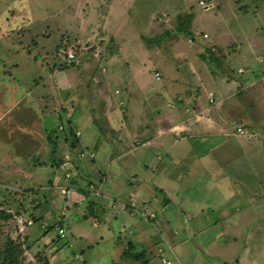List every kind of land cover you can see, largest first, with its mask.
Masks as SVG:
<instances>
[{"label":"rangeland","instance_id":"374dc122","mask_svg":"<svg viewBox=\"0 0 264 264\" xmlns=\"http://www.w3.org/2000/svg\"><path fill=\"white\" fill-rule=\"evenodd\" d=\"M178 15L183 21L186 17L191 19L189 30L192 37L175 33ZM165 33L167 36L160 40V36ZM143 37L155 39L157 42L150 45ZM207 48L212 49L215 54L217 53V57L221 56L224 60L233 52L240 53L237 65L243 67L252 63L254 71L261 72L264 80V4L254 0H0V211L11 216L8 221L0 223V255L7 239H11L14 243L21 244L20 247L23 249L21 257L25 263L38 264V258H47L50 264H139L140 262L122 258L126 244L131 243L134 245V253L143 252L144 259L148 260L147 264H161L158 257L161 258L162 250L158 241L165 239L170 243L174 229L177 232L174 238L178 240L182 256L181 264H208L210 259L202 255L201 251L214 237L216 226H220L221 222L213 224L211 229L207 228L187 237V230L192 229L193 222L185 228L187 221L181 211L185 213L189 210L193 215H198L197 219H201L200 224L206 221L210 224L217 218L219 210L206 211L204 207L195 206L205 202L213 207L220 204L224 196L221 191L216 195L211 190L206 192L203 187L211 186L207 185V180L203 182L198 180L191 184L190 175L183 177V167H173L172 176L161 175L159 184H154V187L161 188L163 195L169 197V200L177 203L174 204L176 208L173 212L169 213L170 207L167 210V207L161 206L159 198L155 202L152 201L154 194L148 184L143 194L136 193L129 201L120 199L124 197L123 193L120 194L122 191L119 188V184L126 180L124 174H131L129 168L137 173L135 154L144 153L143 158L148 162L153 156L147 149L154 148L139 146L143 143L139 139L132 141L131 144L128 139L118 145L111 139L112 135L108 131L98 135V139L106 143L108 149L105 151L101 147L97 149L95 158L91 159L93 165H89V158L80 161L81 165L88 167L89 173L86 172V168L78 171L68 166L67 171L72 172L70 184L73 185L74 195L72 200L67 201L56 186H53L65 183L64 170L60 169L62 162L59 164L55 162H59L60 157H57L56 151L52 150L47 139L49 137L50 141L57 140V151L62 153L63 143L60 138L63 140L64 133L60 129L64 127L61 125L64 121L54 118L56 111L62 110L63 107L60 95L56 92L51 96L48 92L33 90L31 95L26 96V93H29L28 88L33 87L34 79L37 80L35 76L41 74V69L44 70L41 67L36 68L38 65L51 71L56 70L57 74L53 76L56 81L66 80L67 84H70L68 92L71 97H75V101L79 93L84 95L82 99L86 105H83V108L88 110L86 115L96 118L100 123L99 117L105 114L106 110L113 111L108 106L105 107V104L102 105L100 96L96 94L95 87L98 86L101 90L100 86L103 88L105 84L107 97L113 100L114 110L120 119L116 120V113L110 114L113 128L118 129L120 122L127 126L132 125L129 131L135 132L133 136L142 137L136 127L147 124L150 125L147 132L149 137L155 133V129L151 128L153 126L155 128V122L150 121V113L147 110L144 114L140 102L146 94L166 88L167 69H173V66L177 65L175 55L184 56L186 53V57L198 65V62L202 61L200 54L209 57L206 53ZM124 50L126 51L122 61L116 63L123 64L129 61L132 65L139 66V73L131 80L133 84L139 83V86L136 85L130 93L133 95L130 99L132 107L122 106L118 102L119 96L112 94L114 88L122 91L121 88H124L130 73L121 65L116 66L117 72L122 75L124 81L122 82L116 80L117 76L109 80L101 72L111 66L110 56L121 54ZM69 52L75 55L71 64L65 61ZM10 62L17 63L18 70H11L13 65ZM208 62L212 65V68L209 66L212 72L215 69L216 73L222 72L221 65H216L218 69L213 67L216 62L213 63L211 60ZM153 70L159 73L154 75ZM201 77L209 82L206 78L207 73H202ZM92 78L98 81L93 82L94 85ZM188 81L194 88L199 84L189 77ZM79 85L81 89L75 91ZM156 97L152 98L155 99L154 105L157 104ZM159 101H162L161 106L166 104L163 99ZM244 101H247V97ZM122 108L125 109V113L121 111ZM146 115L148 119L145 118ZM124 116L127 120L123 119ZM74 120L71 122L76 124ZM162 123L165 127L168 121L160 122ZM49 126L52 130L56 129L55 133L48 130ZM83 134L87 139L93 140L92 135L90 137L86 131H83ZM148 140H151V137ZM132 147L137 149L125 153ZM121 148L124 153H117V157L113 159L116 155L115 149ZM82 150L81 148L78 153ZM160 153L162 159H165L163 151ZM260 156L257 151L252 152L249 160L252 170L258 172L257 175L264 182V160L261 159L264 153ZM244 161L246 160L241 162ZM247 165L248 163L244 164V167L247 168ZM186 166L190 168L188 163ZM245 168L244 170H247ZM32 171L35 180L31 182L25 174ZM101 173L119 182L116 183L113 192L117 199L111 200L109 195H105L102 185L96 190L89 187L91 193L88 198L79 197L75 192L76 182L83 180V177L97 180L102 177ZM262 186L264 188V183ZM191 187H196L200 191L188 197L185 191ZM35 190L36 193L33 192ZM97 195L105 196L102 200L109 199L108 204H102L105 207V214L99 217L100 209L98 206L93 207L94 211L98 210L97 218L84 221L81 218L86 204L89 200L99 202L100 197ZM78 200L82 207L75 209L72 202ZM39 204H43L44 207H40ZM258 205H261V209ZM200 208L205 211H200ZM163 211H166L165 215ZM61 212L66 214L61 216ZM151 214L157 217L156 220L151 223V227L146 226V231L144 228L140 229L143 231L141 237L134 238L136 233L133 229L136 223L140 225L144 220H148ZM160 216L175 217L173 218L175 225H171L172 230L168 221L165 223L166 227L157 226V224L161 226ZM252 216L251 233L249 234L247 229L246 232H238L237 243L234 246L238 248L241 246L240 250L244 253L240 257L241 262L251 260L252 264H264V199L252 202ZM126 217L133 221L131 223L126 221ZM226 220L231 222L234 218L228 217ZM60 221L64 223L66 229L62 241L57 240L54 230L43 233L42 225L48 222L54 225L52 228L54 229ZM227 225L231 226L229 223L225 224ZM183 233L186 234V238L182 237ZM248 234L249 236H246ZM154 236L158 237L157 240ZM232 243L227 241L226 244ZM162 255L171 264H175L176 261L170 255L167 245Z\"/></svg>","mask_w":264,"mask_h":264},{"label":"crops","instance_id":"0c3cea01","mask_svg":"<svg viewBox=\"0 0 264 264\" xmlns=\"http://www.w3.org/2000/svg\"><path fill=\"white\" fill-rule=\"evenodd\" d=\"M249 48L252 50L251 47ZM125 51L126 50L122 51V55L118 53L110 56L111 66L108 67V70L104 69V72L102 70L101 72L109 80H113V78L117 76L116 80L122 82H124L122 75L117 72L116 66L121 65L123 69H126V72L130 73L125 81L124 88H121L122 91H120L119 88H114L112 94L114 96H119L118 102L122 106L128 105L127 107H132L130 99H132L133 95L130 93H132V90L136 85L139 86V83L133 84V81L131 82V80L139 73V66L137 64L132 65L129 61H125L123 64L116 63V61L119 63L122 61ZM233 53L228 59L223 61V70L221 73H216V69L212 72L209 69L210 67H207L201 60V62H198V65L192 63L189 60V57H186V53L184 56H174L177 65L173 66V69H167L168 77L166 88L163 90L158 89L153 93L146 94L143 101L140 102L141 109L144 108V114L147 110V112L150 113V121L153 123L155 122V128L154 126L151 127L155 129V133L152 134V136L149 135L151 140H148L149 137L147 132H149L150 125L147 124H141L140 126L137 125L136 127L138 128L137 132H140L139 134L143 135L142 137L133 136L135 135V132L131 133L129 131L130 126L132 125L127 126L120 122L118 123V129L113 128L111 125L112 116L110 114L116 113L114 110L115 105L113 100H110L107 97L105 84L103 88L100 86L101 90L98 89V86L95 87V89H97L96 94L100 96L102 105L105 104V107L108 106V108L113 111L106 110L105 114L99 117L100 123L96 118H91L86 115L88 110L83 108V105H86L85 101L82 99L84 95L79 93L77 100L75 101V97H71L68 92L70 84H67L66 80H61L60 82L56 81L53 77L55 73L57 74L56 70L51 71L45 69L46 67L38 65L36 68L41 67L44 68V70L41 69V74L35 76L37 77V80L35 81L34 79L35 82L33 81V87L30 89L28 88L29 93H26V96L28 97L33 90H40L42 93L48 92L51 96L57 92V94L60 95L59 99H61L63 107H61L62 110L56 111L54 114L56 117L54 118L62 119L64 122L63 124L61 123V125L66 126L67 129L70 125L74 128L75 133L79 132L80 135L77 136V139L79 141V146L82 149H90L94 153H97V149L100 147L104 148V151L107 150L108 145L106 143L104 144L102 140L100 141L98 135H103L102 133H107L108 131L110 135H112L111 139L115 140L118 145H121L128 139L130 140V144L132 141L139 139L141 142L143 141V145L140 144L139 146H153L154 149H147L149 150V154L153 156V159L151 160L149 158L150 161L148 162L143 158L144 153L135 154V166L138 169L137 173L134 172V169L130 170V168L126 166V168H129L131 174H124L126 180L119 184L120 191H122L120 194H124V197L120 199L129 201L130 197L134 196L136 193L143 194L145 189H147L146 185L148 184L154 194V197L152 196V201L155 202V200L159 198L161 206L165 208L167 207V210L170 207L169 213L173 212V209L176 208L174 204L177 203H173V201L168 199L169 197L163 195L161 188L154 187L155 183L159 184V176L170 177L173 175L171 170L173 167H183V177H188L190 175L191 184L198 180H201L202 182L207 180V185H211L208 186L209 188L215 186L212 189H209L205 185L203 188L206 192L211 190V192H214V195H216L218 194L217 192L221 191L224 196L220 204L213 207L210 203L205 202L203 204L199 203V206H195L204 207L206 211L213 209L219 210L217 218L210 224L207 221L204 224H200L201 219H197L198 215H193L189 210L185 213L184 211H181L182 216L187 221V223H185V228L189 227L191 222H193L192 229L188 228L187 230V237L193 236V234L207 228L211 229L213 224L221 222L220 226L215 225L217 230L214 231V237L206 247L202 248L201 251L202 255H205L210 259L208 264H234V262H236V264H252L251 260H249V262H241L240 257L244 255V253L240 250L241 246L238 248L234 245L237 243L238 232H246L247 229L249 234L251 233L250 231L253 220L252 202L264 199V188L262 186L264 183L263 179L257 175L258 172L252 170V164H250L251 162L249 160L250 153L252 154V152L257 151L261 156H263L264 153V80H262L261 72L256 73L254 71L255 68H252V63L245 64L243 67L237 65L240 61V53ZM11 56L14 57V55ZM5 61L7 63L6 58ZM12 65L11 70H18L17 63L14 62ZM153 71L154 75L159 73L155 70ZM202 73H207L206 78L209 82L202 79ZM188 77L195 79L199 84L194 88L189 83ZM93 82L98 81H94V78H92V84L94 85L95 83ZM202 84H204V86H202ZM78 89H81V85L77 86L75 91ZM250 94H252V96H250ZM210 95L212 96V102L209 101ZM155 96H157L156 105H154L155 99H152ZM206 97H208V100ZM245 97H247V101H244ZM159 99L165 100L166 104L161 106L160 103L162 101L160 102ZM150 101H152V103ZM68 103L69 106H67ZM121 111L125 113V109L122 108ZM89 112L91 113V109ZM129 112L130 108H128V113ZM115 118L117 121L120 120L117 113ZM145 118L148 119L147 115ZM73 119H75L74 121H76L77 125L71 122ZM123 119L127 120L125 116ZM162 121H168V124L163 127V123L160 124ZM61 125L59 124V126ZM58 127L56 128L58 129ZM238 129H240L242 133L238 132ZM48 130H51L52 133H55L56 131V129L52 130L50 126ZM83 131H86L90 137L92 135L93 140H91V138L87 139L83 134ZM29 136H31V134H29ZM62 136L63 140L61 138L60 140L63 143V151L62 153L60 151L56 152L58 155L57 157H60L59 163L65 154L70 153L68 150V142L65 139L67 136L66 131ZM103 140L105 141L108 139ZM125 146L129 147L128 145ZM135 149H137V147H132L125 153L130 150L134 152ZM115 150L116 155L113 159L117 157V153H124L123 148ZM160 151H163L166 156L165 159H162V153H160ZM262 158L264 160V157H261V159ZM240 159H242L241 161H246L242 163ZM252 159L254 160L253 157ZM142 160H145L146 163L142 162ZM186 163H188L190 168L186 166ZM246 163H248L247 168L244 167V164ZM93 164L94 162L89 165ZM83 165H80L77 170L81 171L86 168V172L89 173L88 167H84ZM74 168L75 167H73V169ZM244 168L247 170H244ZM101 174L102 177L97 179L99 184L97 189L102 185L104 188L103 193L105 195H109L111 200L113 198L117 199V196L114 195L113 192L116 188V183L119 182H117L115 178L110 179V177H106L105 174ZM25 175L28 180H35L33 171L28 172ZM107 178L110 180H107ZM53 186L55 187L57 185ZM199 191L200 189L191 187L185 192H187L188 197H191L192 194H197ZM33 192L36 193V190ZM97 197L100 196L97 195ZM104 197L105 196L100 197L99 202H96L97 204L95 203V207L98 206L100 209L98 214L99 217L104 216L105 214V207L102 204L109 202V199L107 201L105 199L102 200ZM43 202L44 201H42V203ZM77 204L78 205L75 209L82 207L79 200ZM40 207H44V205L41 204ZM258 208L261 209V205H258ZM112 209H114V207ZM200 209L202 212L205 211L203 208ZM97 211L98 210L94 212L96 213ZM120 213L126 214L125 212ZM165 213L166 211L163 214L165 215ZM64 214L66 213H60L61 216ZM240 214L242 215L241 218ZM228 217L234 218V220L229 222L226 220ZM127 218L128 217H126V221L130 223L133 221V219ZM173 218L175 217L160 216L159 222L162 227L158 224L157 226L160 228L166 227L167 225L165 223L168 221L169 228L172 230L171 225H175ZM145 221L147 223L146 225ZM196 221L199 222L196 223ZM151 223L152 221H149V219L144 220L140 225L136 223L133 229V232L136 233L134 238L141 237L143 231L140 229L144 228L146 231V226L151 227ZM226 223L231 224V226H225ZM155 225L156 224H154V226ZM58 226L63 228L66 232L63 222ZM53 230L55 233V229ZM173 232L176 237L177 232L174 229ZM249 234L246 236H249ZM174 236L171 237V242L167 244L169 248L168 251L175 259V264H181V252L177 244L178 240L174 238ZM182 237L186 238V234L183 233ZM227 241H232L233 243L226 244ZM173 242L174 244H172ZM220 243L221 245H219Z\"/></svg>","mask_w":264,"mask_h":264},{"label":"trees","instance_id":"16d2710c","mask_svg":"<svg viewBox=\"0 0 264 264\" xmlns=\"http://www.w3.org/2000/svg\"><path fill=\"white\" fill-rule=\"evenodd\" d=\"M254 1H258V2H261L262 4H264V0H254ZM184 20L185 21H183V18L181 16H179V15L177 16V21H176L177 23H176V27H175V33H177L179 35H186V36L192 37V33L189 30L191 19H188V17H186V19H184ZM166 36H167V33H165L164 35H161L159 39L163 40ZM143 39H145V41L148 44H150V45L152 43L157 42V41H155V39H148V38H145V37H143ZM34 43L36 44L35 40H34ZM58 48L59 47H56V49H58ZM206 53L208 54L207 56H209V57H206L205 54H200V57H201L202 61L206 65L210 66L211 68H212V65L208 61L211 60V62H213V63L216 62L215 66H213V67L214 68H218L216 65H221V68L223 70L224 58L221 57V56L217 57L216 56L217 53L215 54V52H213V50L210 49V48L206 49ZM60 130L63 133H65V131L67 133V136H66L65 139L68 142V150H69V152L71 154H73V155L78 153L81 150V147L79 146V141L77 139V136H76V133L74 131V128L69 125L68 129L66 128V126H64ZM47 139H48L50 147H52V150L57 152V140L50 141L49 137H47ZM62 160H63V158H62ZM62 160H61V162H62ZM56 163L59 164V162H56ZM80 163H82V162L76 161V163H73L74 167L76 169H79L78 168V164H80ZM88 163L92 164L93 160L88 161ZM91 176L93 177L92 174H91ZM98 185L99 184H98L97 180H94V179H91V178H88V177H83V180H79V182H76L75 192L81 198L82 197L88 198L90 196V193H91L90 190H89V187H93V189H91V190H96V188H98ZM38 202H37V204H38ZM72 203H73L74 207L76 208L77 207V201H74ZM39 206H40V204H39ZM95 206H96V204L92 200H89L87 202L86 207L84 209V213L82 215V218L84 220H86V219H96L97 218V214L93 210V207H95ZM10 218H11V216L9 215V213H7V212L4 213L3 211H0V223H4V222L8 221ZM156 218L157 217H155L153 219H150L149 221L153 222V221L156 220ZM60 223H61V221L59 222V224ZM53 227H54L53 224L51 225L50 223L47 222V223H45V225H42L41 228L44 230L43 233L46 234L50 230H53L52 229ZM56 227H59V226H56ZM55 236L57 237V240L62 241L64 239V238L61 239L60 237H58L57 234ZM154 238H156V240H157L158 237L154 236ZM158 242L160 243L159 244V248H160V250H162L160 252V254H162V252L165 249V245H167L168 243L166 242L165 239L161 240V241H158ZM158 242H157V244H158ZM20 245L21 244H19V243H14V241H12L11 239L10 240L7 239V241H6L5 245H4V249L2 250V254L0 255V264H31V263H25L23 261V259L21 257L22 254H23V249L20 247ZM167 247H168V245H167ZM133 249H134V245H132L131 243H127L126 247L123 249L122 258L123 259H127V260L132 261V262H136V263L140 262L139 264H147L148 260L144 259L143 252L141 251V252H137V253L135 252L134 253ZM168 250H169V248H168ZM37 261H38V264H50L47 258H38ZM111 264H117V263H111Z\"/></svg>","mask_w":264,"mask_h":264},{"label":"built area","instance_id":"2783aa9c","mask_svg":"<svg viewBox=\"0 0 264 264\" xmlns=\"http://www.w3.org/2000/svg\"><path fill=\"white\" fill-rule=\"evenodd\" d=\"M74 56H75L74 53L69 52V55H67V57L65 58L66 63L71 64L75 59ZM209 101L212 102V96L211 95H210ZM238 132L242 133V131L240 129H238ZM78 135H79V132H76V136H78ZM84 158H89L91 160V159L95 158V153L90 149L89 150L83 149L81 153H78V154L76 153L75 155L65 154V156L63 157L62 163L60 165V169L64 170L63 180L65 181V183L61 184V185H57L56 189L60 192L62 197L67 201L72 200V197L74 195L73 186L70 184L72 172L67 171V168H68V166L74 167L73 163H76V161H82ZM128 211H130V209ZM155 217L156 216L154 214H151L149 216V219L150 218L153 219ZM55 233L61 239L65 238L66 232L63 228L56 227ZM160 256H161V258L160 257H158V258H159L161 264H171L170 261H168L164 257H162L163 256L162 254H160Z\"/></svg>","mask_w":264,"mask_h":264}]
</instances>
